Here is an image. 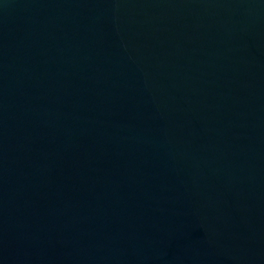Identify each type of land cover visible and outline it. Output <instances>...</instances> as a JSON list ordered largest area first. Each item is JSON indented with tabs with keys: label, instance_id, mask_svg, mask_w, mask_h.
Instances as JSON below:
<instances>
[{
	"label": "water",
	"instance_id": "95a60500",
	"mask_svg": "<svg viewBox=\"0 0 264 264\" xmlns=\"http://www.w3.org/2000/svg\"><path fill=\"white\" fill-rule=\"evenodd\" d=\"M0 264H264V0H0Z\"/></svg>",
	"mask_w": 264,
	"mask_h": 264
}]
</instances>
